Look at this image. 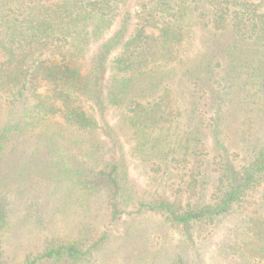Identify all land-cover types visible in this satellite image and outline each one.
<instances>
[{"label":"trees","instance_id":"1","mask_svg":"<svg viewBox=\"0 0 264 264\" xmlns=\"http://www.w3.org/2000/svg\"><path fill=\"white\" fill-rule=\"evenodd\" d=\"M109 112L163 189L136 198L123 154L81 167L112 220L128 205L159 214L182 237L167 264H182L241 216L222 264H264V0H0V152L49 122L110 137ZM107 237L60 240L23 264H79Z\"/></svg>","mask_w":264,"mask_h":264},{"label":"rangeland","instance_id":"2","mask_svg":"<svg viewBox=\"0 0 264 264\" xmlns=\"http://www.w3.org/2000/svg\"><path fill=\"white\" fill-rule=\"evenodd\" d=\"M186 119L184 115L179 118L183 131L189 130ZM107 120L116 129L113 135L119 144L111 150L113 135L108 137L102 127L76 131L53 122L34 132H22V139L3 147L0 264H23L27 256L60 240L91 238L102 232L108 235L106 241L79 264H167L180 252L182 237L159 214L135 213V206L128 205L130 213L112 220L106 197L85 187L81 167L98 169L123 154L136 198L151 200L163 190L158 175L133 154L128 130L118 115L109 112ZM206 142L211 143L210 137ZM235 151L239 160L242 152ZM163 180L170 184L167 174ZM212 186L211 178L207 195ZM258 193H264V186ZM258 200L264 212V196ZM241 223V216L225 217L208 238L188 245L189 260L182 264H222L228 245L243 238Z\"/></svg>","mask_w":264,"mask_h":264}]
</instances>
